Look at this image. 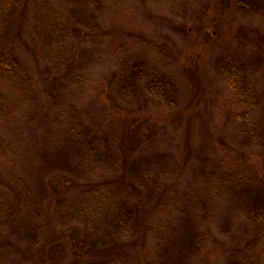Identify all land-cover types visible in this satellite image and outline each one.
Returning <instances> with one entry per match:
<instances>
[{
  "label": "rangeland",
  "instance_id": "obj_1",
  "mask_svg": "<svg viewBox=\"0 0 264 264\" xmlns=\"http://www.w3.org/2000/svg\"><path fill=\"white\" fill-rule=\"evenodd\" d=\"M236 58L264 89V0H0V264H264Z\"/></svg>",
  "mask_w": 264,
  "mask_h": 264
},
{
  "label": "trees",
  "instance_id": "obj_2",
  "mask_svg": "<svg viewBox=\"0 0 264 264\" xmlns=\"http://www.w3.org/2000/svg\"><path fill=\"white\" fill-rule=\"evenodd\" d=\"M2 65H5V62H2ZM245 67H247L245 61L241 58H236L233 62L225 63L221 71L225 76L228 88L236 97V100H232L233 115L235 119H237L236 122H234L235 127L250 140L264 145V89H261L260 92L255 90L254 81H256V78L252 73L247 74ZM238 68H243L246 74L238 76L236 72ZM237 78H240L242 89H240L235 82ZM166 79L165 77H159L158 80L153 79V81H147L144 86L146 92L150 95H156V89L163 84H168V89H170L171 83L167 82L169 80ZM252 90H254L252 92L253 94L257 91V96L254 98H252L249 93ZM242 95L246 96V98L241 97ZM237 96L241 98L238 99ZM234 159L236 158L234 157ZM236 166L237 165L231 166V168ZM238 169L237 166L236 172L232 170H230L231 172L226 171L224 175L225 181L233 186L232 191L240 198L249 197L250 195L253 196V200L255 198L252 202L253 210L249 209V214L252 217V221L255 222H253L256 225L255 227L258 229L259 241L255 246L261 254H264V187L261 186V183L252 182L251 179L249 181L244 180L243 174ZM60 178L61 176L58 179H63ZM64 185L68 186L66 183ZM126 188L131 191L132 186Z\"/></svg>",
  "mask_w": 264,
  "mask_h": 264
}]
</instances>
